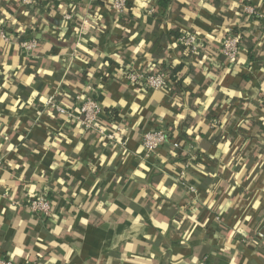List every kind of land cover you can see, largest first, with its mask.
I'll return each instance as SVG.
<instances>
[{"label": "crops", "instance_id": "0c3cea01", "mask_svg": "<svg viewBox=\"0 0 264 264\" xmlns=\"http://www.w3.org/2000/svg\"><path fill=\"white\" fill-rule=\"evenodd\" d=\"M127 2L116 13L110 0L73 9L68 0H0V32L9 38L0 36V258L264 264V0ZM71 10L73 19H63ZM233 27L245 35L233 63L216 46L202 57L178 48L177 33L205 44ZM30 37L37 45L25 54L19 43ZM250 46L254 61L246 62ZM80 54L94 61L88 81ZM178 63L192 92L180 100L172 81L151 89L123 77L128 66L151 73ZM87 84L114 141L46 105L52 98L74 110ZM210 112L216 117L206 119ZM152 128L195 139L144 157L140 134ZM40 193L52 201L49 216L22 205Z\"/></svg>", "mask_w": 264, "mask_h": 264}, {"label": "built area", "instance_id": "2783aa9c", "mask_svg": "<svg viewBox=\"0 0 264 264\" xmlns=\"http://www.w3.org/2000/svg\"><path fill=\"white\" fill-rule=\"evenodd\" d=\"M68 1L70 2L71 9H73L74 5L82 3L84 0ZM110 6L114 12L122 13L128 8V2L127 0H110ZM247 8L248 12L253 13L252 7ZM73 17L74 13L71 10L63 13L62 18L71 21ZM87 23L88 21L86 18H81L78 26L80 33L83 32L82 29H85ZM0 36L5 41H9L6 33L0 32ZM177 42L187 49L190 55L197 54L201 47L204 46V39L202 37L187 31H184L178 36ZM239 43L240 35L229 29L216 46V51L218 55L222 56L228 63H233L238 56ZM19 45L22 51L28 54L36 47L37 41L35 38L30 37L22 40ZM71 54L73 56L74 53L72 52ZM123 77L131 84H141L151 89H163L169 84L167 71L150 73L135 70L128 66L123 70ZM76 98L79 102L74 110L55 103L52 98L46 101V105L54 107L59 114L74 121L84 129L96 131L103 138L114 141L116 139L115 133L105 130L99 122L102 108L96 98L94 87L91 84H87L83 92L77 95ZM167 143H171L173 147H179V144L162 128L147 129L140 134V144L143 149L144 157L150 156L156 149ZM121 144L124 145L123 142H121ZM182 184L186 186L188 190L193 189L186 181H182ZM22 205H24L28 211L38 215L49 216L52 213V201L45 194L40 193L30 196L23 201ZM0 264H14V262L8 258H0Z\"/></svg>", "mask_w": 264, "mask_h": 264}, {"label": "trees", "instance_id": "16d2710c", "mask_svg": "<svg viewBox=\"0 0 264 264\" xmlns=\"http://www.w3.org/2000/svg\"><path fill=\"white\" fill-rule=\"evenodd\" d=\"M150 1H155L156 4H160L161 6H165L167 3V0H150ZM225 12L226 11L223 8V11H221L220 15L222 17H224ZM239 30H241V29L240 28L238 29L236 27L232 28V31H234L235 33H238L240 35V41H241L242 39L245 38V35L242 32H240ZM173 32L177 33L175 31H173ZM216 32L214 31L212 36H210V37H208V39H206L204 46L201 47V49H200V51H202L201 57L206 55L207 53H210V52L213 53V50L216 49L215 46L218 45L220 40L226 34V30L218 31L217 33ZM175 35L178 38V33ZM177 38H176V40H177ZM178 48L181 49L186 55H190L189 51L179 44H178ZM252 49H253V46H250L249 48L247 47V49H246V62H250V61L253 62L254 61L253 54L251 53ZM77 54H79V53H77ZM79 56L81 58H83L84 61L87 62V68L83 72V76L85 77V81H88L92 78L91 76L93 75V72L95 70V67L93 65L94 61H92V58L90 59V57H86L85 55L80 54ZM168 69H169V70H167L168 80H169V82L170 81L174 82V85H175V87L172 90V92L174 93L175 99L177 98L178 100H180L182 98L181 95L178 94L179 92L192 93L188 89L189 86H186L185 81H184L185 80V74H187V70L185 68L184 63H178L174 66H170V68H168ZM161 71H165V70H161ZM205 117H206V119L214 118V117H216V114L215 113L213 114L211 112L206 113ZM183 126H185V125L183 124ZM184 138H188V139L194 138L195 139V134L194 133L188 134V133L182 132V134L178 138H174V141L179 144L181 142V140ZM172 155L174 156L176 162H183L184 161V155L181 152H178V151L175 152L174 151V153Z\"/></svg>", "mask_w": 264, "mask_h": 264}]
</instances>
